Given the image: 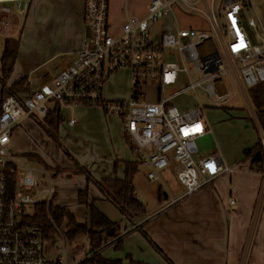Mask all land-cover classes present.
Listing matches in <instances>:
<instances>
[{
	"label": "crops",
	"instance_id": "0c3cea01",
	"mask_svg": "<svg viewBox=\"0 0 264 264\" xmlns=\"http://www.w3.org/2000/svg\"><path fill=\"white\" fill-rule=\"evenodd\" d=\"M28 1L27 10L12 8L8 16L10 24L5 27L0 25L3 29L11 28L12 33L7 35L4 30L0 31V65L4 41L7 38L19 41L13 69L4 83L0 80V101L3 86L9 89L25 80L24 86L32 93L44 84H51L59 72L77 59L81 42L89 32L83 20L84 0ZM147 5L148 0H108L109 34L112 37L119 36L123 24L130 17L144 18ZM9 6L12 7L11 4ZM201 17H191L174 9L172 14L161 19L156 31L158 33L153 35L152 26L160 20L149 25L150 36L156 40L162 34H173L178 29L205 31L199 23ZM169 58L176 59L173 55ZM182 79L179 78L177 86L181 85ZM142 91L145 92L143 87ZM112 93L108 81L103 87L104 99L119 101L108 99V95L115 97ZM225 93L223 89L220 94ZM47 107L48 113L58 110L62 118L56 130L58 138L55 141L51 137L52 141L61 142L74 156L69 154L76 161V167L82 168L84 173L72 174L76 167H72L45 136L44 133L50 134V130L43 124L44 119L35 116L24 118L13 130L10 145L30 159L38 158L40 161L42 144L44 147L52 146L53 151L60 154V158L55 159V169L70 172L57 174L53 197L57 200L56 206L74 216L78 225H88L89 222L88 210L77 198L78 192L82 190L87 192L88 202L93 203L109 221L121 223L120 235L106 241L101 248V259L118 261L120 264H264V179L261 175L264 161L256 166L250 161V155L258 147L262 133L258 130L251 103L249 107L253 120H250V125L257 136L251 134L247 121L234 119L238 112L229 113L224 108L233 121L244 123L234 125L239 132L235 142L232 132L222 124L224 128L218 152L210 131L197 140L209 143L210 149L198 153L197 147L194 158L200 160L219 155L224 165H241V169L232 175L218 177L210 185L187 197H182L184 187L177 179L179 164L171 162L167 168L157 172L156 180L147 179L149 169L137 161L125 138L119 117L106 116L96 107L82 105L72 110L52 103H48ZM177 108L187 111L192 107L179 105ZM70 118L75 119L73 124L69 123ZM33 140H37L41 147L34 144ZM125 162L137 164L132 177L134 196L145 209V215L133 225L125 222L119 210L101 194L94 183L104 179L122 180ZM139 167L144 169L139 170ZM231 199L234 200V206L229 204ZM79 238L72 242H80V246L84 245L86 249L82 258L75 261L76 264L91 257L86 239Z\"/></svg>",
	"mask_w": 264,
	"mask_h": 264
},
{
	"label": "built area",
	"instance_id": "2783aa9c",
	"mask_svg": "<svg viewBox=\"0 0 264 264\" xmlns=\"http://www.w3.org/2000/svg\"><path fill=\"white\" fill-rule=\"evenodd\" d=\"M177 3L206 18L210 30L178 29L173 34L165 33L152 39L149 25L172 14ZM213 3L214 0L210 3L206 0H148L145 17L128 18L121 34L112 37L108 31V0H84L83 20L89 32L81 42L77 59L59 72L51 84L40 86L23 101L13 96L0 101V264H66L64 232L49 218L53 225V240H50L38 226L27 222L28 208L52 203L54 191L49 175L39 167H20L8 151L17 125L30 116L44 119L48 103L71 110L80 105L97 107L105 114L119 117L137 161L149 169L148 180H156L157 172L171 162L180 165L177 179L184 187L182 197L241 169V165H224L219 155L195 160L197 140L210 132L203 118L205 107L199 105L181 111L172 104L183 92L197 90L217 104L225 103L228 95L218 93L217 86L230 74L238 80L245 94L249 88L264 82V17L245 18L251 0H224L218 17L213 13ZM199 4L201 8L197 7ZM28 7V0H0V25L10 24L8 16L12 8L25 11ZM172 55L176 57L173 61L169 58ZM120 70L129 72L130 97L126 101H107L102 94L104 83ZM191 75L197 79L192 81ZM179 78L189 84L165 95V89L176 87ZM149 83L157 84V101L153 103L146 102L142 91ZM74 122L75 119L70 118L69 123ZM257 148L263 162V134ZM20 171L24 172L22 176ZM37 175L46 182V188L39 193L41 180ZM261 175L264 179V171ZM44 194L46 199L42 200ZM229 204L234 206V200ZM57 237L63 242L62 255L53 262L46 251L48 244L57 242Z\"/></svg>",
	"mask_w": 264,
	"mask_h": 264
},
{
	"label": "rangeland",
	"instance_id": "374dc122",
	"mask_svg": "<svg viewBox=\"0 0 264 264\" xmlns=\"http://www.w3.org/2000/svg\"><path fill=\"white\" fill-rule=\"evenodd\" d=\"M210 1L211 0H206L207 3H210ZM223 1L224 0H214V3L212 5L213 13L217 17H218V15H221V12L223 11ZM197 7L201 8V5L199 4V5H197ZM174 9L180 10L182 13L188 14V16H191V17H192V15H194V16L198 15L197 13L192 12L190 9L184 7L180 3L175 4ZM255 16L259 17L260 19H263V17H264V0H251V5L249 6V9L247 11H245V18L250 19V18H254ZM200 19H201V21H199V23L202 25V27H204L206 30H210L209 29L210 26H209V23L206 20V18L201 17ZM219 19H221V18H219ZM197 24H198V22H197ZM159 25H161V20L152 26L153 35L155 33H158L156 31L159 29ZM2 30H4L5 34H7V35L12 34L11 28H9V27L3 29L0 26V31H2ZM215 47L218 49L217 46H215ZM173 60L174 59H172L171 61H173ZM130 79L131 78H130L129 72L127 70H120V71L112 74L111 76H109L107 78L106 82L104 83V86L109 81L111 88L113 90L112 94L115 97L108 95L107 96L108 99L109 100H119V101L120 100H128L130 97V94H131V88L129 89V80ZM196 79H197V76L191 75L192 81H195ZM187 84H189V82L187 80L182 79L180 86H177L176 88H174L172 90L171 89H165L164 93H165V95L172 94L174 91H178V90L186 87ZM222 84H223V86L222 85L217 86V91H218V93H221L223 89H224V91H226V93L228 95V100L225 103H222V104L215 103L213 98L207 97L206 94H204L200 90H197L196 92L185 91L173 101V105L176 107H178L179 105H186V106L194 108V107L199 106V105H204V106L206 105L205 111L203 112V118L207 120V123L211 129L210 130L211 136L213 138L214 144L217 145V152H218V144L221 143V137H222L223 128H224V127H222V124H225L226 129L229 132H232V135L234 136L232 140L235 142L236 135L239 132L237 131L236 126H234V125H237V124L241 125L244 123H240L238 121H233L234 119H242V120L247 121L249 126H250V129L252 130L251 134H254L255 136H257L254 128L250 125L251 124L250 120L252 119L251 115L253 114L251 112L250 107H249V104H250L249 101L250 100L248 101V99H249L248 95L245 94L246 92L243 91L238 80L233 75L230 74L229 76H227L223 79ZM156 86H157V84H155V83H149V84L143 86V90H145V94L147 93L146 102L152 103L155 101V98L157 96V89L155 88ZM117 92H118V94H117ZM195 95H197V98ZM246 95H247V97H246ZM224 108L228 109L229 113L230 112H232V113L238 112L239 114H237L238 116H235V118L232 119L225 113ZM231 108H233V110L234 109L235 110L233 111ZM98 109L101 110L100 108H98ZM101 112L106 116H111L109 114H105L102 110H101ZM232 113H231V115H232ZM258 130H259V128H258ZM51 132H53V131L51 130ZM44 134L59 149V151L68 160L69 164H71L72 167L73 166L76 167V165H75L76 161H74L72 159L71 156H73V155L70 153V151L66 150L61 142L59 143V142L52 141V139H51L52 136L50 134H46V133H44ZM54 138L57 140V138H58L57 132H55ZM33 143L34 144L36 143L39 148L41 147L40 143L37 140H33ZM197 147H198V153L206 152L210 149L209 143H207L205 141L197 142ZM40 149L41 150L39 151V154L41 156L42 161H39L36 159H30L28 156L24 155L23 152H21V150H18V149L15 150L14 148L12 149V146L10 144L8 146L9 153L11 155H13L15 162L20 167H26V168L39 167L40 169L43 170V172L45 174L49 175V177L51 179L52 188L54 189L55 186L57 185V184L55 185V183L58 180V178H56L57 174L61 173V172L67 173L70 171H61L59 169L56 170L57 164L55 161L58 158H60V154L58 155V152L55 153L53 151L54 148L52 146L46 147V145H45V147H44V144H42V147ZM220 149H222V147H220ZM69 154H71V156H69ZM195 155L196 154L193 155L194 158L196 157ZM142 169H144V167H139V170H142ZM23 174H24V172H21V171L19 172L20 176H22ZM72 174H74V173H72ZM37 178L41 180V185H39V187L37 189V193H39L40 191H42L46 188V182L41 175H37ZM64 179H65V177H64ZM90 184L93 185V183L91 181H90ZM41 199L45 200L46 195L44 194ZM51 201H52L53 206L57 205V200L55 197H53L51 199ZM26 213L29 216H31L33 214V209L28 208ZM60 228H61L60 231L63 232L64 228H62V227H60ZM63 238H64L65 263L66 264H71L73 262L75 263V261L82 258L81 257L82 253L85 251L86 247L84 245L80 246L81 245L80 242L76 241V243H75V242L66 240L65 237H63ZM56 239H57V242L55 244H52V245L48 244L47 251H46V255L48 256L49 260L53 261V262L56 261L57 257H60L62 255V252L60 249H62V247H63V242L59 237H57ZM78 239H80V238H78ZM80 248H83V249H80ZM73 257L75 258V260Z\"/></svg>",
	"mask_w": 264,
	"mask_h": 264
},
{
	"label": "trees",
	"instance_id": "16d2710c",
	"mask_svg": "<svg viewBox=\"0 0 264 264\" xmlns=\"http://www.w3.org/2000/svg\"><path fill=\"white\" fill-rule=\"evenodd\" d=\"M18 44V39L7 38L4 41L0 65L2 74L0 80L2 83L9 77L13 69ZM24 83L25 80H22L12 85L9 89L3 86L1 100L7 96H13L19 101H23L30 94L28 88L24 86ZM247 95L254 109L259 129L264 135V82L249 88ZM61 120L62 118L59 116L58 110L48 113L44 118L43 124L47 126L48 131L50 130L49 133L55 141V132ZM256 151H258L257 146L252 152L253 155ZM33 159L40 161L38 158ZM124 166V178L122 180L104 179L95 181L94 183L101 194L119 210L120 214L125 218V222L128 225H133L145 215V209L134 196L132 177L136 172L137 164L125 162ZM73 173H84V170L76 167ZM77 198L78 202L85 205L88 210V225H78L74 216L61 207L53 206L52 203L48 206L45 203L38 204L33 209V214L29 216L27 222L30 225L38 226L42 230L44 237L50 240H53V225L49 218L56 227L64 228L63 232L66 240L74 241L79 237H84L88 243V252L91 254V257L79 264H120L118 261L101 259L99 253L106 241L112 240L120 235L122 231L121 223H113L101 214L93 203L88 202L87 192L85 190L79 191ZM155 248L160 252L157 247Z\"/></svg>",
	"mask_w": 264,
	"mask_h": 264
},
{
	"label": "water",
	"instance_id": "95a60500",
	"mask_svg": "<svg viewBox=\"0 0 264 264\" xmlns=\"http://www.w3.org/2000/svg\"><path fill=\"white\" fill-rule=\"evenodd\" d=\"M262 160V154L260 151H256L253 155V157L251 158V163H259Z\"/></svg>",
	"mask_w": 264,
	"mask_h": 264
}]
</instances>
